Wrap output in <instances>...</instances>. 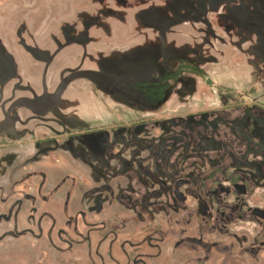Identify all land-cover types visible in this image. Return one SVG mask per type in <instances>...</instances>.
<instances>
[{
	"label": "flooded vegetation",
	"instance_id": "1",
	"mask_svg": "<svg viewBox=\"0 0 264 264\" xmlns=\"http://www.w3.org/2000/svg\"><path fill=\"white\" fill-rule=\"evenodd\" d=\"M62 1H72L65 13L73 16L61 20L60 36L48 34L54 47L37 43L40 26L24 17L0 25V149L30 153L46 144L33 157H12L14 175L0 179V206H9L0 210V250L27 241L88 264H264V0H159L155 40L172 47L173 33L196 53L171 48L159 68L117 69L99 61L94 40L128 43L115 33L131 25L130 2L142 20V0H100L114 18L111 37L80 9L95 0ZM13 15L0 11V20ZM67 48L79 52L73 65L60 64ZM211 48L214 64L251 66L247 89L205 67ZM15 52L28 54L23 70ZM46 146L103 160L105 197L85 206L81 187L63 186L69 176L40 181ZM52 197L62 199L57 211L39 207Z\"/></svg>",
	"mask_w": 264,
	"mask_h": 264
},
{
	"label": "rangeland",
	"instance_id": "2",
	"mask_svg": "<svg viewBox=\"0 0 264 264\" xmlns=\"http://www.w3.org/2000/svg\"><path fill=\"white\" fill-rule=\"evenodd\" d=\"M8 1L12 2L5 4L6 6H2L0 8V11L5 12L9 10L16 16L13 15V17H10V19L7 18L5 23L0 20V25L8 26L4 24L15 25L16 23L17 25H19V22H21L22 17H24L23 20H28V26H40L39 29L36 31V34L34 33L36 42L39 44H41L42 40H49L50 42L52 41L51 39L47 38L49 33H53L52 35L54 36H60V29L58 25H60L61 20L68 23V19L72 18L73 16L72 8L71 11L65 13L67 4L72 3V1L67 3L63 2L62 0ZM158 1L159 0H142L141 21L138 20V14H141V8L138 6V3L130 2L129 6H127V11H129L130 14L129 23H131V25H129L128 31L124 35L119 36L117 33H115V37L117 38H121L122 36H128L130 40L128 43L125 44L111 42L96 43V41L94 40L95 43H93V46L97 48V50L95 51H99L100 62H102L106 66H109L108 68L110 69H117L119 67L126 66H139L142 64H157V67L159 68L161 63L164 62L163 59L165 57V54L169 55V53H171L172 47H169V45L167 47L166 45L162 46L161 42L159 40L156 41L154 37V35H156V30L152 25L155 22V19L157 18V13L154 12V7L156 3L158 4ZM144 2L146 3L145 8L148 10H145V8H143ZM102 5L103 4L100 3V0H98L97 2L95 0L93 6L90 4H83L80 9L85 14H87V18H91L93 23L96 25V27L94 26L95 29H103L106 32L107 37H111V29L114 18L110 17V13H108L107 11V13L103 11L105 10V8ZM32 9L34 10L33 15H29L27 12L31 11ZM21 14L23 16H19ZM98 26L99 28H97ZM176 40L177 42L180 41V43L183 44L177 46V48L175 49L172 48L173 50H175L174 52H178L179 55L190 54L196 49L194 48L193 50V43L191 44L190 40L188 39H185L184 41L183 39ZM183 42H185L186 44ZM180 43H178V45ZM52 44L53 43L51 42L50 47H54L52 46ZM91 46L92 45H88V52H90ZM66 50H68L66 53H64L63 50V55H61L62 53L58 55L62 60L60 64L73 65V59L78 57L79 52L77 49H72L73 51H71L67 48ZM15 56L20 69L23 70L24 63L21 58L23 57L27 59L28 54L24 52L21 57L19 53H16ZM89 75L91 76L96 74L91 72L89 73ZM45 145L46 144L44 143L34 145V150L30 152L32 153V156H29L28 154L30 153L28 152L18 154L15 153L13 150L0 149V179L4 177H12L14 175L12 171H14V168H16L17 163L14 162L12 157H33V154L37 155L38 153H41L39 152L42 149L40 147H43ZM73 147L74 151L77 150L76 152L81 150L79 147ZM44 148L48 149L49 151H47V164L42 168L45 171L44 173L40 174V181H42L43 178H46L47 184L52 185L53 182L62 180L64 177L69 176L70 178L66 179V181L63 182V186H69V192L71 191L73 193L77 192V188L80 190L81 187L80 191L83 196V203L86 204L85 206H90L88 205V203L93 205L97 204V202H99V195L105 197V195L102 194V191L98 188L99 185H101V182H104L106 176L105 172L103 171V168H106L103 160L97 161L95 159H91L90 157H80L79 155L75 157H68L67 155L64 157L61 156L63 152L60 150H52L50 147L47 146ZM56 153L61 156L59 157L60 160L57 162L55 161L56 157H54ZM79 165L82 166L80 167ZM45 175L46 177H44ZM78 175H83L85 178H88V180L84 179L82 185L81 183H78L79 181L73 183V179L76 180ZM60 177L62 178L58 179ZM25 183L27 185L29 182ZM62 190L65 191L64 189ZM3 191L4 190L0 192V197L2 198ZM74 196L75 194H70V198L67 199V203L72 209H74L77 204L74 200ZM60 197H63V194H61ZM52 198L54 199L50 198V201H45L44 203H41L39 207L57 211L60 207L62 199H60L59 197ZM3 208L4 206H0V210H2ZM7 208L3 209L4 213L8 212ZM13 214L14 213L12 212V215ZM56 256L57 255L52 250H47V248L43 244L36 245L35 243L20 241L11 244L9 243L6 245V248H4V250H0V264H88L84 258L81 261L77 262L74 259L61 260Z\"/></svg>",
	"mask_w": 264,
	"mask_h": 264
},
{
	"label": "crops",
	"instance_id": "3",
	"mask_svg": "<svg viewBox=\"0 0 264 264\" xmlns=\"http://www.w3.org/2000/svg\"><path fill=\"white\" fill-rule=\"evenodd\" d=\"M169 38H170L169 39L170 40L169 43L170 44L173 43L172 48H174V46H175L174 43H180V41L177 42V40H176V39H179L178 36H175L173 33L170 35ZM192 46H194V45H192ZM223 49L226 50L228 53H230V52L232 53L233 52V50L231 51V47L230 46L223 47ZM209 50H210V52L212 51V55H211V59L206 60L209 63H207L205 65V67L207 69H210L212 74L214 76H216L217 79L223 80V81L225 80V82H228L231 85L237 86V87L242 88V89H247L250 86V84L253 82V77L251 76L253 74V71H252L250 65H247V64H244V65H233V64H230V63H227V62H223V63L221 62V63H219V65H218V63L214 64L212 62H213L214 58L217 57V53H216L217 51L214 48H211ZM221 67H223V68H221ZM232 72L237 74V76H238L237 81L229 79L230 78L229 75H233ZM227 78L229 80H227ZM234 79H236V77ZM200 86H201V88H199V89L202 90V85L200 84Z\"/></svg>",
	"mask_w": 264,
	"mask_h": 264
},
{
	"label": "trees",
	"instance_id": "4",
	"mask_svg": "<svg viewBox=\"0 0 264 264\" xmlns=\"http://www.w3.org/2000/svg\"><path fill=\"white\" fill-rule=\"evenodd\" d=\"M203 74V73H202Z\"/></svg>",
	"mask_w": 264,
	"mask_h": 264
}]
</instances>
